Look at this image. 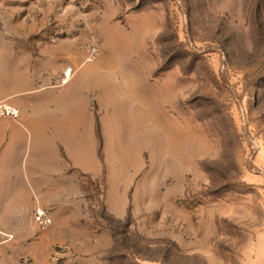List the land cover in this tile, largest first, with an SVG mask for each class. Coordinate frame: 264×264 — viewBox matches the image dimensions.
I'll list each match as a JSON object with an SVG mask.
<instances>
[{
	"label": "rangeland",
	"instance_id": "rangeland-1",
	"mask_svg": "<svg viewBox=\"0 0 264 264\" xmlns=\"http://www.w3.org/2000/svg\"><path fill=\"white\" fill-rule=\"evenodd\" d=\"M11 52L99 172L64 161V199L46 161L52 223L0 264H264V0H0Z\"/></svg>",
	"mask_w": 264,
	"mask_h": 264
},
{
	"label": "crops",
	"instance_id": "crops-1",
	"mask_svg": "<svg viewBox=\"0 0 264 264\" xmlns=\"http://www.w3.org/2000/svg\"><path fill=\"white\" fill-rule=\"evenodd\" d=\"M11 53V57L0 58V101L17 107L20 118L0 121V255L10 250L9 255L16 258L22 253L15 249V233L23 230L26 217L34 223L36 209L40 206L35 203L46 198V161L61 163L56 177L61 178L62 188L58 192L64 199L69 196L63 193L64 161H72L80 170L94 175L98 174L99 166L97 156L93 161L88 144L77 141L78 129H89L90 140L96 144L93 115L88 112L90 121L78 123L75 119L64 129L59 118L61 113L57 112L60 93L46 89L43 69L35 68L27 57ZM92 163L96 167H92ZM46 204L48 208L61 205L52 201ZM36 237L39 245L38 234ZM36 253L43 254L40 250Z\"/></svg>",
	"mask_w": 264,
	"mask_h": 264
},
{
	"label": "built area",
	"instance_id": "built-area-1",
	"mask_svg": "<svg viewBox=\"0 0 264 264\" xmlns=\"http://www.w3.org/2000/svg\"><path fill=\"white\" fill-rule=\"evenodd\" d=\"M73 75L72 69L68 68L64 71V78L62 83L67 82ZM20 118V110L14 105L7 101H0V121L3 119H14ZM34 220L41 227H48L52 223L51 217L42 209H37L35 212Z\"/></svg>",
	"mask_w": 264,
	"mask_h": 264
}]
</instances>
